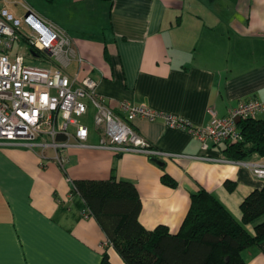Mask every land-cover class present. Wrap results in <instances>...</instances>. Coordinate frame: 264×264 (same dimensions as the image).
I'll return each instance as SVG.
<instances>
[{
  "label": "crops",
  "instance_id": "obj_1",
  "mask_svg": "<svg viewBox=\"0 0 264 264\" xmlns=\"http://www.w3.org/2000/svg\"><path fill=\"white\" fill-rule=\"evenodd\" d=\"M19 1L7 3L17 15ZM22 1L69 34L115 112L127 100L203 126L209 108L223 117L239 100L264 102V0ZM78 68L73 61L67 72ZM133 126L155 149L180 156L73 148L62 166L51 150L43 159L37 149L0 145V264H100L104 251L112 264H125L96 219L81 214L74 180L133 182L140 223L148 230L164 224L171 233L201 188L240 221L241 201L264 186L245 163L258 154L231 160L226 144L203 150L187 128L162 118H136ZM89 142H97L93 130ZM164 173L175 187L162 182ZM242 255L247 264H264V240Z\"/></svg>",
  "mask_w": 264,
  "mask_h": 264
},
{
  "label": "built area",
  "instance_id": "obj_2",
  "mask_svg": "<svg viewBox=\"0 0 264 264\" xmlns=\"http://www.w3.org/2000/svg\"><path fill=\"white\" fill-rule=\"evenodd\" d=\"M7 3L0 0L1 146L37 149L43 159L51 150V157L62 166L73 148L105 149L114 154L141 150L156 157H176L180 155L157 150L142 138L133 126L135 119L162 118L172 127L187 128L201 148L208 150L240 141L236 120L256 117L264 109V102L257 98L239 100L223 117L209 108L210 120L203 126H191L177 116L127 100L120 101L119 112H115L97 91V81L85 71L88 63L73 48L69 34L24 1L18 2L19 15ZM22 48H29L33 56L42 54L48 64H29ZM73 61L79 68L71 75L67 68ZM82 117L92 118L96 143L89 142L91 132ZM245 163L257 178L264 179V157ZM81 214L89 216L84 210Z\"/></svg>",
  "mask_w": 264,
  "mask_h": 264
},
{
  "label": "trees",
  "instance_id": "obj_3",
  "mask_svg": "<svg viewBox=\"0 0 264 264\" xmlns=\"http://www.w3.org/2000/svg\"><path fill=\"white\" fill-rule=\"evenodd\" d=\"M237 126L242 139L226 144V156L231 160H245L253 154L264 157V118H244ZM158 163L163 168L162 162ZM161 180L171 187L177 185L167 173ZM72 193L78 198L76 203L96 219L107 245L125 264H247L242 252L264 240V186L253 189L241 201L240 221L201 188L190 195L189 209L176 233L164 224L148 230L140 223L142 203L131 181L115 176L74 180ZM100 264H112L107 251Z\"/></svg>",
  "mask_w": 264,
  "mask_h": 264
},
{
  "label": "rangeland",
  "instance_id": "obj_4",
  "mask_svg": "<svg viewBox=\"0 0 264 264\" xmlns=\"http://www.w3.org/2000/svg\"><path fill=\"white\" fill-rule=\"evenodd\" d=\"M16 10L18 11L19 9H16ZM22 49H23L22 52L24 53L26 62H28L29 64H33V65H44V64H48V60L42 54L41 55L39 54V56H33L30 53V49L29 48H22ZM81 121L85 125L88 126V128L90 129V132L94 129V125H93L92 118H90V117L89 118L82 117L81 118Z\"/></svg>",
  "mask_w": 264,
  "mask_h": 264
},
{
  "label": "water",
  "instance_id": "obj_5",
  "mask_svg": "<svg viewBox=\"0 0 264 264\" xmlns=\"http://www.w3.org/2000/svg\"><path fill=\"white\" fill-rule=\"evenodd\" d=\"M236 121H237V122H239V121H240V119H237Z\"/></svg>",
  "mask_w": 264,
  "mask_h": 264
}]
</instances>
